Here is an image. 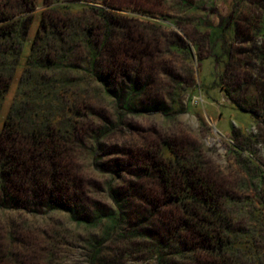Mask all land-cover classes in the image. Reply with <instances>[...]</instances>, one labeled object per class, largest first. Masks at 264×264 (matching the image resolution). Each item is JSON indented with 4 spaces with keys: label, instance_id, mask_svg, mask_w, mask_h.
<instances>
[{
    "label": "rangeland",
    "instance_id": "374dc122",
    "mask_svg": "<svg viewBox=\"0 0 264 264\" xmlns=\"http://www.w3.org/2000/svg\"><path fill=\"white\" fill-rule=\"evenodd\" d=\"M89 8L104 10L114 22L108 26L103 13ZM53 9L69 15L57 28L67 44L62 50L50 39L41 62L63 65L70 106L87 116L83 135L70 143L79 180L74 196L57 195L53 205L46 197L6 201L0 193V264H206L204 238L189 230L187 250L193 251L187 252L169 236L181 212L159 171L171 151H185L190 159L197 154L205 175L233 187L239 204L227 207L234 216L232 238L248 239L262 251L264 195L247 184L236 150L250 138L264 140V0H38L21 67L3 102L0 136L22 64L43 15ZM107 31L113 41L102 51L97 45ZM127 33L145 51L128 69L114 71L112 47L127 41ZM88 38L99 49L93 68ZM132 88L138 91L131 94ZM115 121L118 131L109 124ZM262 142L248 145L264 160ZM155 151L163 156L160 163L142 154Z\"/></svg>",
    "mask_w": 264,
    "mask_h": 264
},
{
    "label": "trees",
    "instance_id": "16d2710c",
    "mask_svg": "<svg viewBox=\"0 0 264 264\" xmlns=\"http://www.w3.org/2000/svg\"><path fill=\"white\" fill-rule=\"evenodd\" d=\"M56 6L60 9L65 7V3H58ZM37 7L38 0H0V115L5 96L10 92L21 67L23 52L34 20L33 12ZM58 9L43 15L35 41L31 45L30 55L22 64L16 100L4 121L0 136V193L6 201L46 197L53 205L57 195L67 198L74 196L73 188L79 180L70 162L73 159L70 156L72 153L70 143L74 135H83L87 116L79 109H75V105L70 106V100L67 98L71 88L70 83L62 79L64 75H61L60 69L64 68L63 65L52 60L41 62L43 52L50 46V39H55L56 43L53 46L57 43L62 44V50L67 44V41L58 34L61 31L57 28L60 26V19H66L69 15H63ZM89 9L96 15L103 13L100 15L108 26L111 24L110 21L114 22L112 18L104 16L106 15L104 10ZM64 24L65 28L73 30L75 34L76 26L69 24L67 20ZM147 33L145 39L152 35L151 31ZM127 37V41L114 44L112 47L110 60L114 71L128 69L130 59L141 56L138 52L145 51L141 42L132 34L129 33ZM88 39L93 68L98 65L100 57L98 48L105 51L108 44L113 41V33L107 31L106 39L99 41L97 49ZM151 42L149 38L150 45ZM136 53L138 54L135 56ZM102 78L101 82L104 83L105 79ZM131 90L133 91H130L131 94L138 91L136 88ZM127 96L116 98L123 100ZM256 116L258 118V115ZM109 124L113 130H120L119 122ZM261 138L248 139L247 145L239 146V150L236 151L248 175L247 184L254 185L256 190L264 195L262 168L264 160L257 157L251 148L253 146L248 145L251 142L253 145L262 142ZM93 139L99 140L98 131L93 135ZM262 143L264 145V140ZM168 144L165 143V150L170 151ZM181 147L185 149L183 145ZM142 154L149 162L160 163L163 160V156L159 157L158 151ZM170 154L172 155L167 159L169 162L162 163L164 167L160 169L159 174L164 186L170 187L173 191L171 197L175 199L181 213L174 220L177 221V225L174 222V225L171 224L169 236L173 240L177 238L175 242L183 244L187 252L189 241L186 242L185 236L189 230L194 235L204 238L203 248L208 256L206 264H264V246L261 251V247L255 246L248 239L243 241L232 238L234 226L230 222L234 221V216L230 209L239 204L235 201L237 197L234 192H230L234 190L233 187L221 183V179L214 174L205 175V169L196 159L197 154L192 155V159L186 157L189 153L185 151L181 154L171 151ZM242 188L244 187L241 186ZM178 190L180 191L176 192ZM188 191L198 196L203 194V197H199L202 203L195 198L196 196L186 194ZM4 200H1L2 204L6 203ZM188 214L191 216L188 217ZM114 223L117 228L122 221L118 219ZM261 240L264 242V238ZM191 251L193 249L189 252ZM261 253L263 255L260 256Z\"/></svg>",
    "mask_w": 264,
    "mask_h": 264
}]
</instances>
